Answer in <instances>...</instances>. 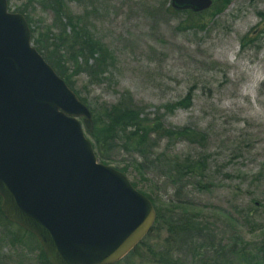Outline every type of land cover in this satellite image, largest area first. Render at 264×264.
Returning a JSON list of instances; mask_svg holds the SVG:
<instances>
[{
	"label": "rangeland",
	"instance_id": "rangeland-1",
	"mask_svg": "<svg viewBox=\"0 0 264 264\" xmlns=\"http://www.w3.org/2000/svg\"><path fill=\"white\" fill-rule=\"evenodd\" d=\"M213 1L219 3V12L212 16L214 8L209 9L193 21L203 27H187L186 13L167 9L170 0H59L53 9L31 2L26 10L31 42L39 37L43 53L47 36L57 31L63 7L83 39L106 49L92 54L91 76L84 72L72 76L73 90L95 118L93 126L99 124L103 107L121 99L136 104L148 117L159 111L168 128L186 126L205 134L202 144L151 137L146 162L122 148L106 161L117 169L126 167L124 173L142 192L166 203L177 198L189 201V211L206 228L178 234L177 255L193 240L208 246L232 235L246 243L264 237V33H260L264 0ZM7 3L9 10L19 12L25 0ZM53 55L52 60L71 73L66 54L56 50ZM188 91L189 104L170 112L161 106L182 99ZM122 141L119 138L116 145ZM187 155H204L206 176L199 185L206 182L207 187L170 181V159ZM134 159L145 164L141 171L132 165ZM157 227L146 238L149 245L162 244L167 236L163 226ZM11 231L17 230L0 224V264H42L35 241L25 237V244L12 242ZM138 253L146 255V247ZM141 262L154 264L133 253L116 263Z\"/></svg>",
	"mask_w": 264,
	"mask_h": 264
},
{
	"label": "water",
	"instance_id": "water-1",
	"mask_svg": "<svg viewBox=\"0 0 264 264\" xmlns=\"http://www.w3.org/2000/svg\"><path fill=\"white\" fill-rule=\"evenodd\" d=\"M213 0H170L200 12ZM92 114L0 0V210L33 234L50 264H113L156 219L152 201L96 156ZM86 133H85V130Z\"/></svg>",
	"mask_w": 264,
	"mask_h": 264
},
{
	"label": "trees",
	"instance_id": "trees-1",
	"mask_svg": "<svg viewBox=\"0 0 264 264\" xmlns=\"http://www.w3.org/2000/svg\"><path fill=\"white\" fill-rule=\"evenodd\" d=\"M58 1L59 0H25L24 8H18V11L25 16L28 22V11H26L28 9L27 3L36 2L40 5L42 4L44 8H51L54 4H57ZM218 4L217 1H213L208 9L200 12H193L189 9L176 10L170 6H168L167 9L171 13H186L185 22L187 27H203L204 23L202 26H198V23H194L193 21H199L202 13L208 12L209 9L212 10V8H214V11L210 12V15L213 16V14L218 13ZM59 13L60 17L57 19L56 24L57 31L52 33L50 37L47 36L49 42L45 43V53L41 52L42 43L39 37H36L35 40L33 39L34 42L32 41V43L42 54L44 59L53 67L55 72L71 89H73V74L84 72L91 76L92 69L89 60L92 54L96 50L105 53L106 49L97 41L83 39L79 35L75 28L74 19L67 14L68 11L66 7H63V10L61 12L59 11ZM260 17L264 19V14H260ZM32 32L33 29L31 28V40ZM260 33H264V25L260 29ZM249 41L251 42L252 39H249ZM50 48L51 50L49 51ZM56 50L66 54L68 60L72 64L73 70L71 73H67L68 69H65L63 63L52 60V58H54L53 53ZM190 96L191 92L188 91L182 99L161 106H163L166 111H173L175 108H178V106L189 104ZM82 101L84 102V100ZM101 111L99 124L97 123V126H93L92 131L87 132V134L92 141V146L98 160L103 163L111 160L109 157L110 153L117 150V148H122L133 155H137V158L141 157L143 160L146 159L145 162L148 161V151H146V148L148 147L147 144L149 145V139L151 137L155 139L163 137L185 138L191 142H198L201 144L206 138L205 134L191 130L186 126L168 128L164 124L163 114L159 111L154 112L153 117H148L147 114H142L143 111L139 106L134 103L126 104L121 101V99L118 102L108 104V106L103 107ZM92 121L94 123V116ZM121 137L123 141L120 146H117L116 141ZM155 139H153L154 142L156 141ZM132 165H134V168L140 169L141 171L145 164L141 165L140 161L134 159ZM169 165L170 167H168V170L170 168V171L173 173L172 179L170 180L171 182L179 181L182 184L184 182H191L199 188L207 187L206 182H204L203 185H199V182L206 176V159L204 155H199L196 158L187 155L181 160L170 159ZM119 170L125 172L126 167H121ZM131 183L136 187L135 182ZM142 193L152 201L156 210V219L151 230L126 255L133 253L135 256L144 258V260L152 261L154 264H264V237L257 243H246L232 235L225 241L216 242L214 245L210 244L208 246L199 243L198 240H193L187 245V249L183 251V254L177 255L178 249L176 248L174 250V243L176 242L178 234L180 236L182 234L189 235V233L193 231H199V233H201L206 226L202 225V223L197 220L192 211V213L189 211L191 205L189 201L177 198L175 201L166 203L161 201L162 198L160 200L157 195H151L153 193ZM163 203L165 204L164 206L161 205ZM166 204H170V206L168 207ZM178 210H180V212H178ZM174 213L179 216L174 218ZM0 224L5 229H8L9 226H13L20 232L11 231L12 236L10 238L12 242L25 244V237L33 239L39 248L38 257L40 262L42 264H50L45 258L36 237L15 223L7 220L1 210ZM162 226L167 232V236L163 239L162 244L149 245L146 243L148 235L155 230L156 227L159 229ZM141 246L146 247V255L138 253V249Z\"/></svg>",
	"mask_w": 264,
	"mask_h": 264
}]
</instances>
